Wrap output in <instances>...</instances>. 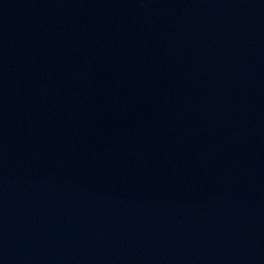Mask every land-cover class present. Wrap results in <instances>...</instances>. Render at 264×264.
<instances>
[{
	"label": "water",
	"instance_id": "1",
	"mask_svg": "<svg viewBox=\"0 0 264 264\" xmlns=\"http://www.w3.org/2000/svg\"><path fill=\"white\" fill-rule=\"evenodd\" d=\"M0 264H264V0H0Z\"/></svg>",
	"mask_w": 264,
	"mask_h": 264
}]
</instances>
